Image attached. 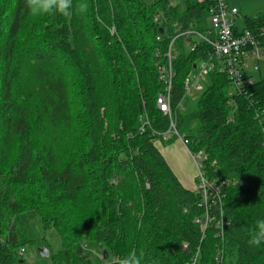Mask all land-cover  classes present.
Returning a JSON list of instances; mask_svg holds the SVG:
<instances>
[{
	"label": "trees",
	"instance_id": "obj_1",
	"mask_svg": "<svg viewBox=\"0 0 264 264\" xmlns=\"http://www.w3.org/2000/svg\"><path fill=\"white\" fill-rule=\"evenodd\" d=\"M77 2L87 12L65 18L34 17L25 0H0V264L26 263L32 240L14 219L29 211L60 238L52 264H117L132 250L142 264H264V244L248 243L264 219V78L231 95L228 76L215 70L196 109H178L190 150L208 155V178L228 180L222 198L206 204L156 142L169 128L157 98L174 23L206 24L209 4ZM263 28L264 12L243 17L242 29ZM173 49L175 108L209 47L191 51L181 37ZM64 126L78 130L58 144L53 131ZM86 237L109 258L86 254Z\"/></svg>",
	"mask_w": 264,
	"mask_h": 264
},
{
	"label": "built area",
	"instance_id": "obj_2",
	"mask_svg": "<svg viewBox=\"0 0 264 264\" xmlns=\"http://www.w3.org/2000/svg\"><path fill=\"white\" fill-rule=\"evenodd\" d=\"M198 3L209 4L207 23L196 27L190 24L184 28L180 23H174L176 36L172 39L167 52L168 62L160 66V77L164 81L165 90L157 98V106L167 117L169 128L161 134L164 142L177 138L180 143L188 149V152L197 167L198 188L202 191L204 202L213 198H222L228 180L209 179L205 162L208 155L204 151L193 152L189 148V140L181 134L177 128L178 109H185V100L187 98H197L210 82L211 73L218 71L228 76L232 84L231 95L242 94L245 89L257 80L253 78L251 71L260 70V61L264 56V45L260 38L264 37V28L258 34L240 29L238 19L240 11L236 6L228 3L227 0H197ZM156 22H161L160 17H155ZM184 38L186 47L193 51L198 44L203 42L209 47L207 56L194 65V71L188 75L184 82V97L174 108L172 105V88L175 72L173 69V60L176 57L173 45L178 38ZM233 102V100H231ZM144 124H149L146 119ZM217 163L212 162V167ZM210 221L206 215V224ZM206 224L204 226H206ZM24 249L20 250V254Z\"/></svg>",
	"mask_w": 264,
	"mask_h": 264
},
{
	"label": "rangeland",
	"instance_id": "obj_3",
	"mask_svg": "<svg viewBox=\"0 0 264 264\" xmlns=\"http://www.w3.org/2000/svg\"><path fill=\"white\" fill-rule=\"evenodd\" d=\"M152 1V0H150ZM171 5H180L181 7H186V1L187 0H168ZM230 3L236 4V3H246L248 7L254 12V13H259V11H264V2L263 0H229ZM252 12H249V14ZM252 15V14H251ZM256 15V14H255ZM238 26L240 29L243 28V22L242 20L238 21ZM96 29L98 30V33L101 32V28L96 26ZM111 34L117 35V31L115 26L110 28ZM253 78L255 80H259L261 78H264V56L260 61V70L259 71H251ZM196 100L197 98H187L184 102L185 104V109L187 112H191L196 109ZM78 130L77 126H68L67 127H60L58 130H54L53 132V137L56 139V142L58 144H63V141H66L68 137L72 138L76 135V131ZM170 143H176L178 146L181 147V143L177 138H174ZM167 143V144H168ZM57 144V145H58ZM198 188V187H197ZM199 189V188H198ZM197 189V192L199 191ZM73 217L75 219H80V214L79 212L75 211L73 213ZM15 223L18 228L25 229L27 232V235L29 239L32 240V242L27 246L26 251L23 255V258L26 260L25 264H52L51 260L48 258H43L39 254V249L41 247L47 246L49 249L51 248L52 253H56L60 249V238L59 236L53 232L52 230L44 231L42 228V224L39 220V217L37 213L35 212H30L29 213H24L17 218L14 219ZM76 224L77 221L75 220ZM206 226H202V232H205ZM90 238L86 237L82 243H85V253L90 254L92 257H94L96 262H99L102 260L103 256L102 253L104 251H107L103 249V245H95L90 243ZM87 244V245H86ZM51 250H50V256H51ZM109 252V251H108ZM107 252V253H108ZM199 253V250L198 252ZM110 256V253H108V258ZM120 258L116 257L113 259V261H118Z\"/></svg>",
	"mask_w": 264,
	"mask_h": 264
},
{
	"label": "clouds",
	"instance_id": "obj_4",
	"mask_svg": "<svg viewBox=\"0 0 264 264\" xmlns=\"http://www.w3.org/2000/svg\"><path fill=\"white\" fill-rule=\"evenodd\" d=\"M29 13L36 17L41 15L59 14L65 18H71L73 12L83 14L87 12L89 5L85 2L73 4V0H25ZM248 243L252 246L259 247L264 244V219L256 221L255 227L250 233ZM198 257L193 258L195 264ZM143 253L137 255L135 250L130 251L127 255L120 258L117 264H142Z\"/></svg>",
	"mask_w": 264,
	"mask_h": 264
},
{
	"label": "crops",
	"instance_id": "obj_5",
	"mask_svg": "<svg viewBox=\"0 0 264 264\" xmlns=\"http://www.w3.org/2000/svg\"><path fill=\"white\" fill-rule=\"evenodd\" d=\"M227 1L229 4L236 6L239 9L240 17L238 21L242 20L243 22L244 16H257L264 12L259 11V13H254L246 3L232 4L229 0ZM262 2H264V0ZM249 12L252 13L249 14ZM156 145L182 184L191 190H196L198 187L197 167L191 158L188 149L182 144L180 147L176 143L167 144L164 141H157Z\"/></svg>",
	"mask_w": 264,
	"mask_h": 264
},
{
	"label": "water",
	"instance_id": "obj_6",
	"mask_svg": "<svg viewBox=\"0 0 264 264\" xmlns=\"http://www.w3.org/2000/svg\"><path fill=\"white\" fill-rule=\"evenodd\" d=\"M160 32L163 33V29H160ZM39 254L43 258H48V257H50V249L47 246L41 247L39 249ZM104 254H105V257L104 258L106 260L108 258L107 251H104Z\"/></svg>",
	"mask_w": 264,
	"mask_h": 264
}]
</instances>
